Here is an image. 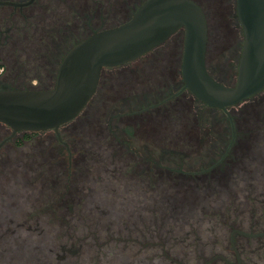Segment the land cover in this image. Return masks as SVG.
<instances>
[{"label":"rangeland","instance_id":"rangeland-1","mask_svg":"<svg viewBox=\"0 0 264 264\" xmlns=\"http://www.w3.org/2000/svg\"><path fill=\"white\" fill-rule=\"evenodd\" d=\"M69 1L70 4L67 5L62 0H39L33 7L21 12L25 16L34 15L32 18L30 16V19L25 20L21 16L17 17L20 18V26H11L14 22L0 20V31L4 32L5 27L12 28L9 33L14 39L28 36L27 38H31L27 41L30 45L43 39L51 41L53 34L63 33L65 35L60 38L61 44L58 46L65 50L73 38L74 42L83 40L97 29L110 28L114 25L112 23L126 21L125 19H129L145 0ZM196 1L208 17V69L215 78L231 85L237 80L244 38L233 9L234 0ZM5 15L6 11H0V19ZM29 21L30 24L27 23ZM180 37V32H177L157 52L158 54H149L134 62L108 68L103 75V84L107 90L101 91L77 118L60 127L64 141L72 148H159L164 153L163 162L166 167L178 166L179 172L170 171V175L177 179L184 176L177 185L171 182L170 186H166V200H173L171 196L175 197L173 211L176 213L175 216H165L162 219L160 202L147 203L139 200L137 196L141 194L140 186H130L131 183L122 181V178H117L116 182L110 180L108 173L105 174L99 169L102 167L101 160L98 161L97 157L88 159L84 154L83 158L78 160L84 168L76 172V183H86V187L89 186L88 183L92 184L94 194L98 196L104 194L103 188L106 189V194L111 188L110 195L113 194L112 189L116 188L117 196H121L115 203L116 208L111 209L112 204L103 206L117 213L125 210L124 214L133 215L131 221L138 220L139 225L143 224L142 221L139 222L142 216L148 221L147 225L142 227V232L149 229V235L144 238L140 233H130L128 229L120 227L119 222H115V229H111V217L101 215L98 211L86 212V220H91V226H96L95 223L99 220L102 227H109L112 232L110 234L105 230L99 234L101 244L108 243L100 251L99 247L93 244L92 248L86 246L88 251L82 257L84 263L92 259L86 264H141L143 257H147L148 264H163L157 263L161 260H164V264H205L208 260L207 243L210 242H218V251L235 262L233 255L221 250L223 239L226 243L229 241V232L224 226L223 218H215L216 214L211 212L218 215L226 211L232 212V215L238 212L242 216L240 221H244L245 230L256 223L258 216L264 212V93L228 108L229 115L234 118L236 136L224 156L233 132L230 121L224 116L225 113L207 107L189 91L174 95L181 79L179 70L183 49L181 50V45H177L181 41ZM17 49L22 47L17 46ZM45 60L48 61V57H45ZM48 68L42 67L38 56L29 45L25 44L23 51L0 47V85L8 88L15 85L26 86L35 76L44 84H48ZM31 84L36 86L38 82L32 81ZM191 132L194 138L190 137ZM209 133L213 134L212 138L208 137ZM10 134L11 129L0 123V223L11 218L10 214L4 212L8 204L12 205V199L8 198L14 191L12 179L16 181L14 189L19 186L20 197L31 195L34 189L38 200L42 195L39 192L41 185L37 184L45 178L38 170L33 171L34 162L30 160L32 149L43 152L47 147L64 146L58 144L52 131L40 134L21 132L5 142ZM214 134L218 138H215ZM199 137L202 139L199 140ZM64 152L63 149H56L46 153L48 160L57 164L55 169L66 162ZM174 153L182 155L176 157ZM223 156L225 158L221 159ZM152 157L157 161V155ZM90 166L96 176L88 175L87 168ZM12 167L19 169L18 174ZM208 168L212 169L209 175L212 183H208V176H195L197 173H208ZM1 169H4V173ZM8 169L12 171L11 175ZM55 169L49 172L56 175ZM35 179L40 181L36 184ZM33 187L35 188L31 191ZM18 200L23 204L27 197L26 200ZM26 203L30 208L35 206ZM208 214L214 218L211 222ZM262 222L260 226L264 225V220ZM161 225L163 229L156 235L153 230ZM101 226L99 227L102 228ZM15 229L19 233L16 242V246H19L18 257L15 256L13 260L11 254L0 251V264H47L43 263V259L47 257L42 256V253L38 257L42 261L31 262L33 257L25 246L29 242V233L26 229ZM79 233L81 235V231ZM34 237L39 238V235ZM163 237L164 254L160 246H151V243L159 242ZM90 238L94 242L93 236ZM114 238L117 241L113 242ZM130 238L133 241H129ZM71 242L72 240L68 241ZM58 248L55 249L56 253L50 255L53 260L57 259L58 255H64ZM257 248L259 244L253 241L250 249L256 251ZM39 253L40 250L37 254ZM79 258L80 256L71 257L73 260Z\"/></svg>","mask_w":264,"mask_h":264},{"label":"flooded vegetation","instance_id":"flooded-vegetation-1","mask_svg":"<svg viewBox=\"0 0 264 264\" xmlns=\"http://www.w3.org/2000/svg\"><path fill=\"white\" fill-rule=\"evenodd\" d=\"M30 1L31 0H0V11L7 12V15L2 17L5 20L2 18L0 20L2 22L4 21L14 22L13 24H10L11 26L12 25L20 26L19 25L20 18L17 17L21 16V18L25 20L30 19V16L32 18L34 15L30 14V16L27 15L25 16L22 15L21 12L33 7L35 4L39 2V0H33L32 3L22 7L16 6L14 4L29 3ZM196 3L203 10L208 23V17L203 7L197 1ZM233 4H234L233 9L235 10L236 18L238 20L237 0H234ZM30 21L27 23L30 24ZM178 32H180L181 34L180 37L181 41L177 45L178 46L181 45V48L183 49L184 30H179ZM242 33H243V29H242ZM243 44H244V38H243ZM207 56H208V49H207ZM207 56H206V62H207ZM207 69H208V64H207ZM180 77H181L180 83L175 89L177 90V92L174 95H178L184 91H189L185 88L181 72H180ZM236 83L237 80L235 81V83L229 86H234ZM0 87L6 88V86L4 85H0ZM52 87H54V85ZM211 109H215V108H211ZM221 111L225 113L224 116L226 117L227 121H230L231 127L233 129L232 140L224 154V156H226V153H228L232 144L234 143L236 133L233 126V118L231 117V115H229L228 109L227 111L224 110ZM51 131L53 132V135H55V139L57 140L58 144H64V146L63 147L59 146L55 148L47 147L43 152H37L36 150L32 149V151L30 152L31 159L30 158L29 159L33 160L34 162L32 164L34 166L33 171L38 170L39 171L38 173L42 174L45 178L44 180H42L43 182L41 181V183H38L40 181V180L37 181L38 178L34 180L36 181L35 182L36 184L38 183L37 184L38 186L39 184L41 185L39 192L42 195L39 196V200L36 198V190L34 189L37 185L31 188V191L34 189L31 195L29 196L22 195L20 197V190L18 188L19 186H17L16 189H14L16 181L15 179H12V185L14 184L13 185L14 191H12L11 195L8 196V198L12 199L11 202L12 205L8 204L4 212L10 214L11 218H9V220L6 219L7 221H1L0 223V230H2L0 233V241H1L0 251H2V253L6 252L11 254L13 260H15V256L18 257L17 253L19 252V246H16V242L19 239V233H17L18 230L15 228L26 229L29 233L28 235L29 242L26 243L28 245L25 246L27 251L30 252L29 255L31 254L33 257L31 258L32 263L42 261L41 259L38 258L42 253V256L45 255V257H47L43 259V263L45 262L47 264H63L65 262L68 264H86L88 263L87 261L92 260L90 258L86 260V263H84L85 260L82 257H84V255L86 254L85 252L88 251L86 246L92 248L93 245H95L99 247V251H100L103 246L108 245V243L105 242H102L101 244L99 234L103 233L105 230L111 234L112 232L110 228L113 229L114 227L115 229V222L116 223L119 222L120 227L124 228L125 230L128 229L130 233L137 232L140 233L142 237L147 238V235H149V229L147 231L145 230L144 232H142L143 231L142 227H144V225H147L148 223V221H146L147 219H144L142 216H140L139 222L142 221L143 224L139 225V223L137 222L138 220L135 219L136 221H131L133 220V215L129 216V214L128 215L124 214V212H126L125 210H120L118 213L117 211L111 210L112 208L113 209L116 208L117 205L115 203L117 202V199L121 198V196H117L116 188L112 189L113 192L112 195H110L111 188L109 189L107 194H106V189L103 188L104 194H100L98 196L94 194L95 191L93 190L92 184L88 183L89 186L86 187V183L79 185L78 183H76L77 180L75 179V177L77 176L76 172L78 171V169L80 170L81 168L82 169L84 168V166H82V164L79 163L78 160L83 158L84 154L87 155L88 159L97 157L98 161L101 160L100 164H102V167H100L99 169L104 171L105 174L108 173L110 180L116 182L115 180H117V178L118 179L122 178V181L131 183L129 184L130 186H132L133 184L136 186H140L141 194L137 196L139 200L145 201L147 203L148 201L156 202V203L160 202L161 203L160 209H162V215H161L162 219L165 216H175L174 214L176 212L173 211V208L175 207V199H174L175 197L171 196L173 200H166L168 197L165 193L166 186H170L171 182L175 183V180L166 179L165 175L169 174L170 176V171L179 172V169H177L178 166H174V167L165 166L163 162L164 153L161 152V149L148 148V147H141V148L112 147V148H102L96 150L85 149V148H72L71 146L67 145V143L64 141L65 137L61 135L60 128L59 130H51ZM18 133L21 132L14 133L11 130V134L4 141L6 142L10 140L13 136H15ZM22 133L40 134L42 132H22ZM212 135H213L212 133H209L208 137L212 138L213 137ZM215 135L216 134H214V136ZM190 137L194 138V134L192 132ZM215 138L218 137L215 136ZM198 139L200 140L202 139V137H199ZM56 149H63V151H65L64 154L66 156L65 157L66 164L62 163L61 165H59L60 168L57 169L54 168V166H56L57 164H54V162H50V160H48V156H46V153H50V151ZM174 154L176 157L182 155L176 153ZM212 154L213 153L211 152V155ZM152 155L158 156L157 161L153 159ZM224 156L221 159L225 158ZM36 160L38 162H36ZM170 164H172V159L170 161ZM91 167L92 166H90V168H87L88 175L92 177L96 176L95 172ZM53 168L57 171L56 175L53 174L52 172H49L51 170L54 171ZM12 169L13 171H16V174H18L19 169L17 167H12ZM1 170L4 173V169ZM8 172L10 173V175L12 174V171L10 172L9 169ZM206 173H201V174L197 173V175L195 176H200V177L205 176V178H207L206 176H208V183L209 181L210 183H212L211 178L209 177V175L212 173V169L208 168V173L207 174ZM172 174L174 176L176 175V173H172ZM190 176L193 177L192 174ZM72 177L74 178L73 181L71 180ZM110 186L111 185H109V187ZM32 196L34 197L33 199ZM94 196H95V201H94ZM26 197H27L26 202H29L35 206H31L30 208L28 207L26 202L21 204V201L18 200V199L26 200ZM155 198H158V200H156ZM36 203H38V205H36ZM106 204L107 205L112 204L111 209H106V207L103 206ZM90 210L91 211L93 210V213L98 211L100 212L101 215L111 217L112 226H109L110 228L102 227L101 224L99 223L100 222L99 220L96 221L95 223L96 226H91L90 225L91 220H86L88 217V216L86 217V212H89ZM211 214H216L215 218H223L222 220L224 222V226H226L227 232H229V241H228L229 243L228 242L226 243L223 239V247L221 248V250L227 251L229 254L233 255V257L235 258V262L230 260L229 257L224 255L222 252L218 251L217 248L219 245L218 242H210L207 243L208 260H206L205 264H217L218 262H222L224 264H264V225L260 226L263 223L262 221L264 220V212H262L260 216H258V221L253 225H251L250 228H248L247 230H245L244 221H240L242 219V216H240L238 212H234L233 215L232 212H228V211L221 212L220 215H218L215 212H211ZM211 214H208L209 222H211L214 219L213 217L210 216ZM70 222H73L75 224L72 225V223L70 224ZM49 224H51V226H49ZM99 226H101L102 228H100ZM162 227L163 225L158 226L156 230L155 229L153 230V232H155L156 235L159 234L161 231L160 229ZM80 231H81V235L79 233ZM36 234L39 235V238L34 237ZM163 234L164 233H162V236ZM91 236H93L94 242H92L90 238ZM36 240L39 241L36 242ZM71 240L72 242L68 243V241ZM163 240L164 237L160 240L161 242L159 241V242L151 243V246H154L156 248L160 246L161 251L164 254L165 243ZM115 241H117L116 238L113 239V242ZM129 241H133V239L130 238ZM253 241H257V243L259 244V248H257L256 251L250 249L251 243ZM142 245L144 246L143 242L141 243V248H143ZM56 247H59L58 250L60 249V251L64 255L62 256L58 255L56 257L57 259L53 260L52 258H50L51 257L50 255L56 253L55 251ZM39 250L40 253L37 254ZM73 256H75L76 258L77 256H80V258L73 260L71 259V257ZM143 259L145 261L141 259L142 260L141 264L149 263L147 257H143ZM157 263L164 264V260H161L160 262L158 261Z\"/></svg>","mask_w":264,"mask_h":264},{"label":"water","instance_id":"water-1","mask_svg":"<svg viewBox=\"0 0 264 264\" xmlns=\"http://www.w3.org/2000/svg\"><path fill=\"white\" fill-rule=\"evenodd\" d=\"M237 15L244 44L234 86L208 72L209 28L196 2L146 0L126 22L96 31L74 45L58 67L54 87L0 89V123L14 133L59 130L85 109L105 68L140 59L179 30H184L181 73L185 88L207 107L227 111L264 92V0H237Z\"/></svg>","mask_w":264,"mask_h":264},{"label":"trees","instance_id":"trees-1","mask_svg":"<svg viewBox=\"0 0 264 264\" xmlns=\"http://www.w3.org/2000/svg\"><path fill=\"white\" fill-rule=\"evenodd\" d=\"M146 1V0H145ZM193 1H195V0H193ZM62 2L63 3H66L67 5H69L70 4V1L69 0H62ZM196 2V1H195ZM142 5V4H141ZM140 5V6H141ZM139 6V7H140ZM138 7V8H139ZM137 8V9H138ZM133 14H134V12H133ZM132 14V15H133ZM131 15V16H132ZM128 17V16H127ZM127 17H125V18H127ZM129 19L131 18L130 16L128 17ZM129 19H125L126 21L127 20H129ZM126 21H124V20H121L120 22L119 21H117V22H115V23H112V24H114V25H111L110 26V28L111 27H114V26H117V25H120V24H122V23H124V22H126ZM17 28V27H16ZM106 28H109V27H106ZM106 28H101V29H97V30H95L94 32H96V31H101V30H104V29H106ZM5 30H4V32L1 30L0 31V47L1 46H6V47H9L10 49L11 48H13V49H15V50H17V51H23V49L25 48V44L26 45H29L33 50H34V52L36 53V55L38 56V60H39V62L41 63V65H42V67H49L48 68V70H49V72L47 73V76H48V78H49V82H48V84H44L42 81H41V79H39L37 76H35L34 78H32L31 80H29V82H27V85L26 86H20V87H16V85L15 86H11V87H9V88H5V87H1L0 89H38V90H42V89H50L53 85H55V83H56V77H57V73H58V67H59V65H60V63H61V61H62V59L64 58V56L66 55V53L74 46V45H76L77 43H79L80 41H82V40H79V41H76V42H74V38H73V41H70V43H69V47H67V49H65V50H62V49H60L59 48V44H61L60 43V38L62 37V36H64L65 34H63V33H55V34H53V36H51L52 37V40L51 41H47V40H41L40 42H37L36 44H33V45H30V44H28L27 43V41H29V40H31V38H27L28 36H25V37H20V38H13V36L11 35V33H9L10 32V30L12 29V28H8V27H5L4 28ZM23 29H25L26 30V28L24 27ZM93 32V33H94ZM175 36V34L173 35V36H171V38L170 39H172L173 37ZM87 38V37H86ZM169 39V40H170ZM169 40L166 42V43H164V44H162L161 46H158V47H156L155 49H153L150 53H148V54H146V55H144L143 57H141L140 59H142V58H144V57H146L147 55H149V54H158L157 52L163 47V46H165L168 42H169ZM22 42H24L25 44H21ZM17 46H19V47H22V49H17ZM181 50H182V48H181ZM45 57H48V61L47 60H45ZM181 59H182V54L180 55V61H181ZM44 60V61H43ZM181 63V62H180ZM45 65V66H44ZM181 65V64H180ZM108 68H105L104 70H103V72H102V75H101V79H100V83H99V86H98V89H97V92L95 93V95L92 97V99L90 100V102L87 104V106L86 107H88V105H90V103H92L95 99H96V97L99 95V94H101V91H106L107 90V88L105 89V86H104V84H103V75H104V73H105V71L107 70ZM208 72H209V74H211L210 73V71H209V69H208ZM179 73H180V70H179ZM211 76L214 78V76L211 74ZM217 81H219L218 79H216ZM32 81H37L38 82V84L36 85V86H31L32 84ZM219 82H221V81H219ZM222 83V82H221ZM224 84V83H223ZM108 93V92H107ZM262 93H264V92H262ZM255 97V96H254ZM253 98V97H252ZM252 98H250V99H252ZM85 107V108H86ZM233 118V117H232ZM233 120H234V118H233ZM179 177V176H178ZM181 177H184V176H181ZM181 177H180V179H177V178H175V177H173V176H169V174H166L165 175V178H168V179H172V180H175V183H176V185L178 184V182H180L179 180H181ZM183 179V178H182Z\"/></svg>","mask_w":264,"mask_h":264}]
</instances>
